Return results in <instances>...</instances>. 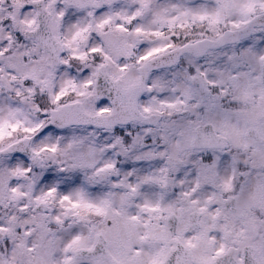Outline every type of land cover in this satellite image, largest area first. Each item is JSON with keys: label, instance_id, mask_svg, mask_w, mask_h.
Wrapping results in <instances>:
<instances>
[{"label": "snow or ice", "instance_id": "obj_1", "mask_svg": "<svg viewBox=\"0 0 264 264\" xmlns=\"http://www.w3.org/2000/svg\"><path fill=\"white\" fill-rule=\"evenodd\" d=\"M0 264H264V0H0Z\"/></svg>", "mask_w": 264, "mask_h": 264}]
</instances>
